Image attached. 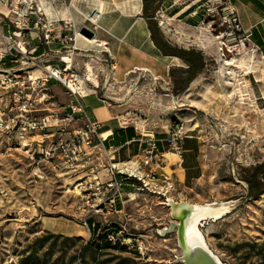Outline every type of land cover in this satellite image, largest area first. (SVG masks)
Returning <instances> with one entry per match:
<instances>
[{
	"label": "rangeland",
	"instance_id": "rangeland-1",
	"mask_svg": "<svg viewBox=\"0 0 264 264\" xmlns=\"http://www.w3.org/2000/svg\"><path fill=\"white\" fill-rule=\"evenodd\" d=\"M207 1L210 5L203 11L205 16L195 26L179 22L165 26L156 13L154 16L166 44L202 51L205 65L185 87L188 64L179 57L163 56L157 47L149 64L129 56L115 65V74L109 62H100L101 57L83 55L79 64L84 73L87 61L92 60L88 64L93 71L91 78L98 84L91 79L84 83L94 92L90 95L103 100L115 122L149 135L166 133L182 124L186 134L201 136L202 178L192 190H180L167 172L174 187L170 197L181 191L189 201L200 203L249 197L232 213L206 225L203 233L208 246L227 264H264V57L254 51L252 43L250 51L241 55L228 53L227 39L236 32L224 18V0ZM6 5H0V10L7 12L9 3ZM90 15L83 25L87 29L91 27ZM8 18L14 16L8 14ZM26 46L29 49L31 43ZM0 48H5L1 38ZM233 55L235 60L245 59L249 68H235L230 76L225 59ZM57 57L55 52L41 56L44 65L57 64ZM7 61L0 63V74L27 64ZM128 66L131 68L125 75L123 69ZM51 84L54 105L40 106L42 114L67 108L63 87L55 81ZM8 98L9 94L0 90V105ZM3 108L0 106L1 111ZM29 155L0 127V264H178L173 263L174 256L180 254L175 234L159 237L155 232L157 226L170 220L163 196L136 192L134 199L125 202L121 214L131 237L147 239L148 249L140 254L122 250L119 244L104 247L98 227L93 232L85 224L89 215L84 217L82 192L75 187L74 178L53 169L47 161L33 162ZM259 165L261 171L255 180L261 191L255 196L248 181L254 180L252 172ZM79 228L88 235L79 236ZM89 239L91 244L86 245Z\"/></svg>",
	"mask_w": 264,
	"mask_h": 264
},
{
	"label": "built area",
	"instance_id": "built-area-1",
	"mask_svg": "<svg viewBox=\"0 0 264 264\" xmlns=\"http://www.w3.org/2000/svg\"><path fill=\"white\" fill-rule=\"evenodd\" d=\"M0 2L9 3L8 12L0 11V18H8V14L14 16L4 22L8 28H14L10 33L5 34L0 29V38L5 45V48H0V63L5 65L7 60L27 62L26 66L4 69L0 74V90L9 94V98L0 105L4 106L2 111L0 109L2 131L17 142L18 148L26 149L33 162L47 161L53 169L74 178L75 187L82 192V212L84 217L89 215L85 224L90 230L98 227L97 233L104 234L107 241L142 254L150 243L147 244V239L131 237L117 211V204L124 197L131 199L136 192L170 196L174 188L171 175L166 172L160 174L159 170L167 162V152L182 153L186 130L182 124L172 126L161 140L166 145L165 150L159 148L160 140L156 135L140 131L145 137L140 155L121 165L111 156L112 146L107 150L102 146L92 151L104 137L101 123L89 115L83 104V100L94 93L82 82V78L89 81V75L86 70L82 73L81 66L74 60L80 52L77 40L83 38L88 41L87 37L67 20L51 21L38 14L31 21V11L36 13L40 10L36 0ZM224 4V18L236 32L234 37L227 39L228 51L250 48V31L241 25L233 4L229 0H224ZM99 18L98 11H93L88 18L92 32L99 28ZM32 31L35 38H41L46 46L58 45L57 50L51 51L58 54L57 64L44 65L41 58L44 55H34L35 46L27 48V39H32ZM37 71L40 74L35 75ZM52 81L63 87L68 99L67 108L62 112L50 109L51 112L42 114L40 111L44 108L40 106L54 105ZM104 150L108 164H102L101 159H97V163L90 161L95 152ZM90 163L95 164L94 167H86ZM125 186H129L132 192L129 190L124 196ZM102 223L106 225L100 226Z\"/></svg>",
	"mask_w": 264,
	"mask_h": 264
},
{
	"label": "crops",
	"instance_id": "crops-1",
	"mask_svg": "<svg viewBox=\"0 0 264 264\" xmlns=\"http://www.w3.org/2000/svg\"><path fill=\"white\" fill-rule=\"evenodd\" d=\"M229 1L235 7L243 28L250 31L249 38L252 39L250 43L255 47L254 51L259 52L264 57V0ZM63 2L67 5L70 13V19L66 20H70L71 22L69 23L75 28L81 29L84 24L86 25V18L93 11L96 10L100 13L99 28L94 32L93 39L86 41L79 38L77 40L80 52L74 56V60L78 64L79 62L82 64L83 55L94 59L95 57H101L102 60L100 62H109L112 65V72L115 74L117 72V70L113 71L116 68L115 65L119 62H124V59L129 56L136 57V62H142L143 64H149L152 61V56L154 55L152 52L155 53L153 48L158 49L151 39L146 19L142 17L143 0H63ZM156 4V19L165 26H175L178 22L188 26L200 24L205 16L203 12L205 7L210 5L207 0H157ZM0 5L6 7L4 3L0 2ZM0 11L8 12H5L4 9ZM38 14H42V12L40 10L39 12L36 11V13L31 11V21ZM4 22L6 20L3 17L0 18V29L5 34L10 33L14 28H8L4 25ZM162 27L164 29V26ZM35 37L36 34L32 31V39H27V43H31L30 48L36 47L34 55H47L51 53L50 51L57 50V44L46 46L41 38ZM163 56L177 58L174 55ZM90 61L92 60L87 61V66ZM130 68L131 66H128L123 69V71H127L125 75L128 74ZM51 87L54 88L52 84ZM83 104L89 115L101 123V132L104 140L100 144L106 150L112 146L110 151L113 152H111V156L115 162L121 165L128 159L136 158L140 155L144 147L143 140L145 137L141 136L136 129L125 126L121 122H115V118L109 115V109L103 105L101 98L89 95L83 100ZM98 111H102L103 114L106 113L107 117L101 120L98 117ZM165 136L166 133L156 135L160 140L158 145L161 150L166 149L165 143L161 141ZM201 139L198 133L186 134L182 153L167 152L165 154L167 162L159 172L160 174L170 172L173 179L178 182L180 190H192L203 176L202 167L204 164L201 161L200 154L202 150ZM106 150L95 152L90 161L94 163L93 159H101L102 164H108L105 157ZM123 190L125 196V193L131 188L125 186ZM180 193L182 194L172 198L189 201L183 195V191ZM128 200L124 197L123 200L118 202L117 211L120 216L123 213L125 202ZM166 264H169V261Z\"/></svg>",
	"mask_w": 264,
	"mask_h": 264
},
{
	"label": "water",
	"instance_id": "water-1",
	"mask_svg": "<svg viewBox=\"0 0 264 264\" xmlns=\"http://www.w3.org/2000/svg\"><path fill=\"white\" fill-rule=\"evenodd\" d=\"M80 32L89 38L93 32L82 26ZM229 53V51L227 50ZM169 209L168 224L157 226L155 232L159 237L175 234L176 246L180 250L173 262L178 264H227L208 246L203 228L216 222L250 200L247 196L231 199L211 200L207 202H190L164 196ZM111 231V230H109Z\"/></svg>",
	"mask_w": 264,
	"mask_h": 264
},
{
	"label": "trees",
	"instance_id": "trees-1",
	"mask_svg": "<svg viewBox=\"0 0 264 264\" xmlns=\"http://www.w3.org/2000/svg\"><path fill=\"white\" fill-rule=\"evenodd\" d=\"M157 0H143V11H142V17L146 19L148 29L150 30V36L153 41V43L156 45V47L164 54V55H174L182 60H184L188 66L186 70V77L184 79V87L187 85L189 81L195 78V76L202 70V68L205 65V61L203 58V54L201 50L196 49H184L179 47H171L170 45L166 44L162 38L161 31L154 19L156 9H157ZM262 166H258L254 168L252 172V178L254 180L248 181L249 187L252 191H254V195H258L261 191V187L257 184L255 177L258 175L259 170L261 171ZM91 230L95 229L91 228ZM101 238L105 241L104 247H109L112 245L111 242L106 240V236L104 234H100ZM52 236V235H51ZM53 237V236H52ZM56 237V236H55ZM72 240V239H70ZM91 244V239L88 240L86 245ZM119 248L122 250H126L124 246L119 245Z\"/></svg>",
	"mask_w": 264,
	"mask_h": 264
},
{
	"label": "bare ground",
	"instance_id": "bare-ground-1",
	"mask_svg": "<svg viewBox=\"0 0 264 264\" xmlns=\"http://www.w3.org/2000/svg\"><path fill=\"white\" fill-rule=\"evenodd\" d=\"M39 7H40V11L42 12V14H44V16L51 21H55V20H66V19H70V13L68 11V7L67 5L63 2V0H37ZM216 0H214L215 2ZM94 19V17H93ZM90 42V41H89ZM246 50L250 51V48H244V51H236V53H234V55H241L242 53H245ZM234 55L231 56L230 58H226L225 59V64L228 66V71L227 74H229L230 76L233 74L235 68H242V69H248L249 65L248 63L245 61V59H239V60H235L234 59ZM88 74H89V79H91L95 85L98 84V81L95 80L93 77L91 78V75H93V71L92 68L88 65ZM248 72V71H247ZM82 82H84L83 78H82ZM231 84V82H230ZM98 117L102 120L104 118L107 117L106 113H102V111H98ZM101 144L97 145L96 147H94L93 149H98L101 148ZM132 198H135V195L132 194ZM77 234L79 236H86L87 231L85 229H81L79 228Z\"/></svg>",
	"mask_w": 264,
	"mask_h": 264
}]
</instances>
